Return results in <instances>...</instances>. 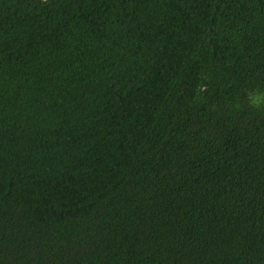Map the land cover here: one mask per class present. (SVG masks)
Masks as SVG:
<instances>
[{
    "label": "trees",
    "instance_id": "trees-1",
    "mask_svg": "<svg viewBox=\"0 0 264 264\" xmlns=\"http://www.w3.org/2000/svg\"><path fill=\"white\" fill-rule=\"evenodd\" d=\"M0 264H264V0H0Z\"/></svg>",
    "mask_w": 264,
    "mask_h": 264
}]
</instances>
